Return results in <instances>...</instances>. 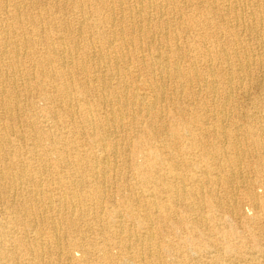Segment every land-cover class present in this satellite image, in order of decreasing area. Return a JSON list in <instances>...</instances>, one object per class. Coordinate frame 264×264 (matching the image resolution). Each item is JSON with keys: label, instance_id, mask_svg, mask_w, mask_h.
Instances as JSON below:
<instances>
[{"label": "bare ground", "instance_id": "obj_1", "mask_svg": "<svg viewBox=\"0 0 264 264\" xmlns=\"http://www.w3.org/2000/svg\"><path fill=\"white\" fill-rule=\"evenodd\" d=\"M263 65L264 0H0V264H264Z\"/></svg>", "mask_w": 264, "mask_h": 264}, {"label": "rangeland", "instance_id": "obj_2", "mask_svg": "<svg viewBox=\"0 0 264 264\" xmlns=\"http://www.w3.org/2000/svg\"><path fill=\"white\" fill-rule=\"evenodd\" d=\"M261 74V75H260ZM254 78H256L259 82H264V65L262 67H260L259 70L255 71L254 74ZM249 80V79H247ZM252 82V81H251ZM250 82V83H251ZM256 91V92H255ZM253 92L255 94H258L259 88H256L255 85H249L246 94H240L238 95V100L240 101V103L244 104L246 103V105H248L249 101H251V98L255 95L253 94ZM245 95V96H243ZM245 98L244 100L242 99ZM247 97V98H246ZM251 97V98H250ZM245 102V103H243ZM245 105V106H246ZM250 160H248L249 162ZM249 166L252 167L253 163L252 161L249 163ZM249 167V168H250ZM257 189V188H256ZM241 209L242 211L246 214L249 215L251 213V209L248 206V204L242 203L241 204ZM239 217V216H238ZM238 219L240 218H236L235 220H231L233 223L231 224L234 227V231H235V235L238 236H242V235H247L248 230H250L251 232H253L254 234H257L258 236H264V221H262L261 223H258L256 225H252L250 224L249 226H243L242 224L238 223ZM237 221V222H236ZM78 252L75 253L76 256H78ZM232 259V258H230Z\"/></svg>", "mask_w": 264, "mask_h": 264}]
</instances>
